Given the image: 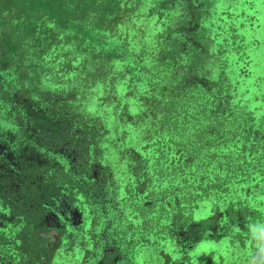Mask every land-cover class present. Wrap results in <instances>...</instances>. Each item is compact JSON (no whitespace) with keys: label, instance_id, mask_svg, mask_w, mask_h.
<instances>
[{"label":"rangeland","instance_id":"1","mask_svg":"<svg viewBox=\"0 0 264 264\" xmlns=\"http://www.w3.org/2000/svg\"><path fill=\"white\" fill-rule=\"evenodd\" d=\"M110 1L111 7L107 9V14L104 13L99 20L96 19L95 14L92 15L94 17L86 16L82 18V23L84 26L97 28L96 31L99 32L98 22H105L107 36L115 41H126L130 47L136 46L139 55L135 58V65L138 66L137 72L142 74L140 78L135 76L131 78L128 75L129 72L136 73L129 68L131 65L124 60L118 61L121 44H114L113 41L111 44L103 45L94 43V46L92 42H89L90 46L84 38L82 39L81 33L85 30L80 28L81 23L77 25L70 21L68 23L64 10L58 11L59 16L55 19L58 28L55 29L50 27L48 21L45 20V15L44 22L38 19L40 15L36 14L33 19L29 18L28 21L23 22L24 25H19L16 19V6L0 9V47H3L5 51L4 54L0 53V61L7 59L14 66L13 70L10 66L3 68L0 65V79H3L5 75L9 78L14 75L19 83L26 81L30 88L31 86L36 88L33 91L35 92L33 95L35 104L29 110L43 103L44 114L60 111L61 114L65 112L64 115L67 118L60 129L65 139L59 143L57 149L53 143H41L34 138L38 128H32L30 112L25 111V106L20 103L18 104L22 108L17 106L16 109H22V111H0V131H4V128L7 131L12 125L16 126V130L8 132L9 140L18 142V148L25 153L27 151L24 148L27 146L29 150L26 157L29 159L37 157L40 160L49 159L50 161L51 158L63 156L64 153L69 156L71 162H75L77 157L82 155L83 149L89 148L86 146L89 144L88 141L82 143V137L89 134L92 138L90 141L98 145L91 150L93 157H97L98 164L101 163V168L104 169H102L104 177H100L101 168L95 171V176L97 180H104L106 193L103 200L111 206L108 214L103 212L104 210L101 212L100 209L96 210L99 219L96 223L99 226L98 234L94 233L92 236L104 241L105 239L109 241L116 239L121 247L126 246L125 242L130 238H133V243L140 242L141 246L136 248L131 264H151L152 259L144 258L145 251L151 243L157 246L160 255V261L156 259L153 264H167L171 255L172 261L177 257V264H206V256L210 257V264H264V255L258 253L262 247L260 238L264 239V232H262L264 231V176L255 174L250 178L236 179V175L227 169L216 171L207 168L206 182L223 183L227 189L224 193L217 190L203 193L193 189H184L182 196H179L183 204L181 210L174 208L171 213L167 205L160 200L155 204V211L148 210L147 206L150 201L169 193L166 187L168 182L164 181V184L158 182L159 176L166 173V168H162L163 161L160 155L154 158L157 143H154L153 147L146 145L162 137L163 128L158 113L157 116L155 113L164 108H172V111H185L184 108H186V111L195 114V111H210L214 105H210L208 98H206V105L198 103V100L205 99L203 95L205 91L198 95L196 93L198 90L194 86L185 89V94L177 100L175 94L182 93L181 89L175 87V81H171L172 78H169L167 70H163L158 60L155 61L153 58V42L156 33L168 30L167 27L173 22L178 11L170 14L172 18L170 22L164 17L159 18L158 14L153 11L155 8L159 11L164 8V4L161 5L163 0ZM67 3L62 1L55 6L64 9ZM210 4L205 34L199 33L197 39L204 47L210 46L208 49L211 53L224 54L228 56V60L221 59L219 64L212 62L208 67L205 65L200 70V76L207 77L213 83L221 81L218 88L214 89L215 92L224 91L230 84L233 85L238 98L245 96L246 105L236 101L235 111H264V0L246 2L243 0L215 2L213 0ZM150 8L155 15L151 14ZM11 17L16 19L13 30H11L12 38L15 37L14 44L9 42L8 36L3 32V23ZM250 24L253 26L251 27ZM169 30H171L170 34L175 37V29L170 28ZM213 38L214 43L212 44ZM56 48H59L58 57ZM99 50H102L103 54L99 53ZM241 50L251 60L247 66L248 72L243 76H240L238 71L241 65L240 67L229 65L232 61L244 58ZM69 52V59H67V56L63 55ZM71 52H75V57L71 55ZM100 58L103 63L101 66L104 67L101 69L104 73L98 75L97 68L101 63L98 59ZM142 58H144L143 64L139 62ZM58 69L60 74H64L65 82L62 81L63 79L58 81L59 75L54 74L58 72ZM92 72L90 79L89 75ZM125 72L128 74H124ZM84 73H88V76L82 83ZM37 75H40L41 83H37L39 81L36 78ZM220 122L219 128L222 131L226 130L222 120ZM32 129L36 132L34 133ZM100 132L110 135V139H106L103 134L98 136ZM104 143L106 144L103 145ZM107 146L110 147L107 149ZM9 147L13 148L10 141ZM34 150L35 152H32ZM62 150L63 153H61ZM136 153L144 159L137 161L138 164L133 162ZM150 156L153 157L150 158ZM145 158H150L152 164H158L157 177H151V168L147 165ZM137 167L139 169L136 172ZM24 172L28 171L24 170ZM147 179H150L152 183L157 182L156 188L150 191L151 198L147 194L150 189ZM258 180L259 190L251 193L252 197H245L240 188L251 187ZM128 189L134 190L135 199H139L142 206L133 202L136 201L135 199L131 203L130 193L126 194ZM122 196H125V204L120 201ZM229 200H237L243 203L247 210L254 211L248 217V229L238 231L241 228L238 223H235L233 225L237 230H231V234L225 238L219 230L220 233L217 235L221 238L218 241L212 239L210 230L199 233L203 235L200 239H195L196 233L191 234L183 243L173 229L169 228L166 231L164 225L162 226V219L165 218L168 223L169 220L176 221L175 218L179 219L181 214H184L186 220H190L191 217L192 220L199 222L198 227H203L207 221L202 220L207 217L208 212L223 207ZM132 209L137 210L141 218L138 217L136 211L137 219ZM219 215L214 218L217 219ZM150 228L156 230L158 234L145 236V230ZM95 229L96 227L93 230ZM33 232L25 234V237L29 238L26 245L32 251L35 247L41 248L42 246L41 238L33 240L36 238ZM259 232L262 233L258 239L255 235ZM138 233L140 235L136 237ZM242 237L247 239L243 240ZM245 242H247V250L243 251ZM173 247L177 253L173 252ZM175 253L176 256H174ZM123 255L126 259L124 249ZM63 264H70V262L67 260Z\"/></svg>","mask_w":264,"mask_h":264},{"label":"trees","instance_id":"2","mask_svg":"<svg viewBox=\"0 0 264 264\" xmlns=\"http://www.w3.org/2000/svg\"><path fill=\"white\" fill-rule=\"evenodd\" d=\"M62 1L68 2L66 7L64 9H59L60 7L57 8L55 5L60 4ZM163 4L165 3H162L161 5ZM12 6L17 7L16 19L19 21V25H24L23 22L28 21L29 18L33 19L36 14H39L40 16L38 19L43 21L45 15V20L48 21L50 27L55 29L58 28L57 20H55L56 17L59 16L58 11L64 10L65 18H67L66 21H68V23L69 21L76 25L79 22L81 23L80 28L85 30H83L84 32L81 33V36L82 39L84 38L86 40V43L89 44V42H92V44L95 43L103 45L108 43L111 44V42L114 41V44H121L122 47L119 48L120 50L118 51L120 58L118 61H126L129 65H131L129 68H132L136 72L135 74H131V72H129V74L125 72L124 74L127 73L131 76V78L132 76L139 78L142 77V74L139 73V71L137 72L138 66L135 65V58L139 55L138 51H136V46L130 47L128 43L126 44V41H115L111 37L107 36L105 33V22H98L97 25L99 32L96 31L97 28H94L93 26H84V23H82V18L92 16L93 14H95L96 19L99 20V18L107 12V9L111 7L110 0H0V9L7 7L13 8ZM183 6L184 8L188 6L186 1ZM170 14L172 13L168 12L164 19L171 22ZM16 19L11 17L6 23H3V32L8 36L9 42L12 44H14L15 37L12 38L11 30H13V25ZM54 23H56V25ZM167 28L168 30L165 32L164 30L159 31L154 37L153 58L155 61L158 60V63L160 64L159 66L162 67L163 70H167L169 78H172L171 81H175V87L181 89L182 93L179 92L178 94H175L176 97H174L177 100L182 98V94H185L184 90L190 89L191 86H194L196 87V90H198L196 92L198 95L203 93V91H205V93L207 92V95L203 93L205 96L204 100H196L198 103L206 105V98H208L210 100V105H214V108L210 111H195V114L191 111H186V108H184L185 111H172V108H164L162 111L156 112V115L153 113L155 116H157L158 113L160 118L161 127L163 128L162 137L158 140L154 139L146 145H148V147H153L154 143H157L158 147L155 150L154 158L157 155H160V158L163 161L162 168H166V173L164 172L161 176H159L160 179L158 182L164 184V181H167L168 183L166 182V187H168L169 193L153 199L147 207L149 208V211L151 210V212H153L155 204L160 200L167 205L169 211L172 213L174 208L177 210L178 208L180 210L182 209L183 204L180 202L179 196H182L184 189H193L203 193L208 192L209 190H217L218 192L224 193V191L227 190L223 183L206 182L207 175L205 171L207 168L209 170L214 169L216 171L222 170L223 168L227 169L236 175V179L239 177L250 178L255 174L264 176V111H235L234 104L236 101L246 105L247 102L245 96H240L238 98L233 90V85L230 84L227 85L224 91L217 90V92H215L214 89L218 88L221 81L220 83H213L210 82L207 77L200 76V70H202L205 65L208 67V65L212 62H217V64H219L221 59L227 61L228 56H224V54L215 55L208 49L210 46L204 47L201 45L197 39L199 34H196V28L188 29V38L186 39L176 36L173 37L170 34V27L168 26ZM237 31L238 30L236 29V32ZM89 37L90 40H88ZM171 39L172 41H168ZM211 42L212 44L214 43V38ZM0 48L1 54H4V48ZM57 51H59V48H56V54L58 57L60 53ZM75 52H71V55L74 56ZM241 52L243 53L244 58L232 61L229 65H241V67L239 66L240 68H238V71L241 74L240 76H243L248 72L247 66L251 63V60L248 59V56L244 54L245 52L243 50H241ZM99 53L103 54V51L99 50ZM69 54L70 52L64 54L63 56H67L66 58L69 59ZM98 60L101 62L99 65H103L101 58ZM142 60L144 61V58L140 59L139 62L141 64H143ZM100 66L97 68L98 75L100 73H104V70L101 69L104 67ZM54 74L59 75L60 78L58 81L65 77L64 74L59 73V69L58 72H54ZM92 75L93 72L89 75L90 79ZM39 76L40 75H37L36 77L39 80L37 83H41ZM87 76L88 73L82 74V77L84 78L82 83L86 81ZM101 77H103V75ZM68 80L69 79H67V81ZM68 83L70 82L68 81ZM244 93L247 94L246 92ZM61 115L60 111H53L52 113L46 114H44L43 111H33L34 126L39 127L42 134L48 136L51 135L55 141L63 139L64 134H61L60 129L61 125L65 123L63 121H66L67 118L65 115ZM219 119L222 120L223 124H225L226 130L222 131L219 128V126H221ZM231 154H233L232 157ZM152 157L153 156H150V158ZM150 158H145V161L151 168V177H157L156 169L158 164H152L150 162ZM142 159L143 158H141L140 154L136 153V158H133V162L135 161L134 163L138 164V162ZM43 167L44 164L40 163L37 166L31 167L33 172L28 171L27 173L34 174L35 172L40 171L42 174L41 170H43ZM138 169L139 167H137L136 172ZM48 177L51 179L52 176ZM156 183H152L150 179H147V185L149 184L150 186L147 193L149 198H151L150 191L156 188ZM240 189L245 194V197H252L251 193L257 189L259 190V180L251 187L249 186L244 189ZM128 190L126 194L128 195L130 193L129 196L132 203V200L135 199L133 193L134 190ZM44 191L45 189H42L43 193ZM51 194V192H46L42 198H40V201H44L45 204L50 203ZM121 198L125 200V196H122ZM133 202L142 206L139 199ZM31 211L29 213L31 214V217H33L34 232L36 234L38 232L39 234L40 230H38L37 224V222H39V219L37 218L38 214L35 210ZM132 211L135 215L137 210L132 209ZM252 213H254V211L247 210L243 203L237 200H229V202L223 207L216 208L215 210L208 212L207 217L202 220L207 221L203 227H198L199 222L192 220L191 217L190 220H186L183 216L184 214H181V218L179 219L175 218L176 221L169 220L168 223H166L167 220L164 218L161 223L164 227L170 223L177 226L187 224L189 229L195 231L194 233L199 231V233H201V230H208L209 227H213L214 233L212 234V239L218 241L221 237H219L217 233H220V231H222L223 238H225L231 234V230H237L233 225L235 223H238L241 228V230L238 231L248 229V217ZM218 214H220V217L218 216V218L215 219L214 217ZM137 215L140 217L138 211ZM135 217L138 219L136 215ZM219 228L220 231L218 230ZM150 234L156 235L158 233L154 229H146L145 236ZM137 235V237H139L140 234L138 233ZM197 235L198 238H203L201 234L197 233ZM258 236L259 233H256L255 237L258 238ZM242 239L245 240L247 238L242 237ZM156 247V245L151 243L148 246V250L145 251L144 257L154 261L158 256ZM153 261H151V264H153ZM209 261L210 258L206 256V263Z\"/></svg>","mask_w":264,"mask_h":264},{"label":"flooded vegetation","instance_id":"3","mask_svg":"<svg viewBox=\"0 0 264 264\" xmlns=\"http://www.w3.org/2000/svg\"><path fill=\"white\" fill-rule=\"evenodd\" d=\"M185 1L189 7L184 8ZM211 1L213 0H163L164 8H161L160 11L155 8L153 11L158 14L159 18H165L169 11L171 13L178 11L169 27L175 29L176 37L186 39L188 38V29L196 28L197 35L205 34L204 30L206 31L207 16L209 15L208 7L212 4H210ZM214 1L219 2L220 0ZM153 11L151 14L155 15L152 13ZM250 26L253 25L250 24ZM0 65L3 68L10 66L14 70V66L7 59L0 61ZM2 78L0 79V111H22L16 107L20 106L18 103L24 105L25 111L30 112L32 128H38L37 132L32 129L34 133L36 132L34 138L41 143H53L57 149L65 137L55 141L51 135L42 134L40 128L34 126L33 111L44 110L43 103L39 104L37 108L29 110L35 104L33 98L35 92L33 91L36 88L33 86L30 88L26 81L19 83L14 75L10 78L5 75ZM15 127L12 125L7 131L5 128L4 131H0V264H60L64 259L69 260L70 264H131L136 248L141 246L140 242L133 243V238H130L126 240V246L121 247L116 239L111 241L105 239L104 241L92 236L94 233L98 234L99 226L96 223L99 222V219L96 210L100 209V212L104 210L103 212L108 214L111 206L106 200H103L106 193L104 180H97L95 176L102 166L101 163L98 164L97 157H93L91 150L95 145L96 147L98 145L91 142L92 138L89 134L82 137V143L88 141L89 144L86 146L89 148L83 149L82 155L77 157L75 162H71L63 150L61 151L62 157L57 156L55 159L51 158L50 161L46 158L47 160L44 161L37 157L27 158L26 153L29 150L27 146L24 148L27 151L25 153L18 148V142L9 140L8 132L16 130L17 127ZM102 134L100 132L98 136ZM98 136L96 135V137ZM103 136L106 139L111 137L107 134H103ZM17 140L19 141V139ZM9 141L13 148L9 147ZM109 147L107 146V149ZM42 148L44 147L42 146ZM44 149L48 150L46 147ZM36 150L38 151V149ZM55 154L57 155V153ZM40 163L44 164L43 170H41L42 174L40 171L34 174L24 172V170L33 172L31 167ZM102 169H100V177H104V169ZM48 176H52L51 179ZM42 189H45L44 193ZM46 192L52 193L51 202L48 204L40 201ZM120 201L125 204L124 199L121 198ZM99 204L104 205L100 206ZM31 210H35L38 214L39 222L37 224L38 230H40L39 234L35 233L36 238L33 240H39V238L42 240L41 248L35 247L33 251L27 247L26 242L29 238L25 237V234L28 235L35 230L33 217L29 213ZM100 220L102 221V219ZM94 227H96L95 230H93ZM169 228L174 230L183 243L195 232L189 229L187 224L177 226L170 223L165 226V230L167 231ZM210 230L213 234V227L201 231ZM199 232H196L195 239H200L197 235ZM262 232H259V235ZM260 244L262 247L258 253L264 255L263 238H260ZM244 247L243 251L247 250V242ZM123 249L126 250V259L123 257ZM172 250L176 252L174 247ZM158 251L159 249H156L158 255L156 259L160 261ZM172 259V255L169 256L167 264L178 263L177 257L173 260L174 262ZM210 261L206 264H210Z\"/></svg>","mask_w":264,"mask_h":264},{"label":"crops","instance_id":"4","mask_svg":"<svg viewBox=\"0 0 264 264\" xmlns=\"http://www.w3.org/2000/svg\"><path fill=\"white\" fill-rule=\"evenodd\" d=\"M65 261L67 262V260H66V259H64L62 263L60 262V264H63V263H65Z\"/></svg>","mask_w":264,"mask_h":264}]
</instances>
